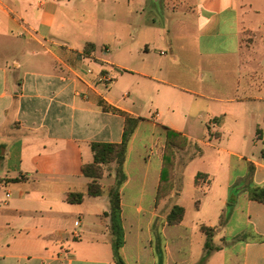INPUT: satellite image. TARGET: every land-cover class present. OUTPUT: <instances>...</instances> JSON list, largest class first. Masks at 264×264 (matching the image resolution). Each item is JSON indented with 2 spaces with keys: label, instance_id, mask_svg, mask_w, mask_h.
Returning <instances> with one entry per match:
<instances>
[{
  "label": "crops",
  "instance_id": "1",
  "mask_svg": "<svg viewBox=\"0 0 264 264\" xmlns=\"http://www.w3.org/2000/svg\"><path fill=\"white\" fill-rule=\"evenodd\" d=\"M72 11L95 16L93 36L67 30ZM123 112L146 118L121 188L127 263L157 262L152 227L171 203L185 215L162 227L165 264H264V203L248 192L251 171L264 184V0H0V264H117L108 192L67 195L87 190L92 142L123 140ZM166 127L189 142L157 204ZM219 178L242 190L218 224L203 223L220 246L204 260L203 224L172 199L187 179L195 190Z\"/></svg>",
  "mask_w": 264,
  "mask_h": 264
},
{
  "label": "trees",
  "instance_id": "2",
  "mask_svg": "<svg viewBox=\"0 0 264 264\" xmlns=\"http://www.w3.org/2000/svg\"><path fill=\"white\" fill-rule=\"evenodd\" d=\"M93 45V43H89ZM125 115V128L124 136L121 142H92L91 147L94 153L93 161L83 164V174L89 178L88 187L86 191H71L67 195L69 202L79 203L82 202L87 195H100L104 192H108L110 198V206L105 214L110 217V228L113 234V250L114 257L117 264H128L125 260L122 247L125 243V230L122 220V200H121V188L128 179V174L125 168V163L128 157L129 143L134 136L137 126L140 121L146 119L143 116H134L130 113L123 112ZM166 142L163 152V165L161 170L160 182L157 190L158 204L160 200L170 194L175 188L177 182V158L178 150L184 149L188 146V139L181 132L166 127ZM1 159V155H0ZM187 160L184 161V164ZM114 165V181L109 189H106V184L103 182L105 176L106 166ZM204 175L203 172L197 173V182L200 177ZM248 192L252 199L264 203V184L259 185L253 182L252 171L249 174ZM21 177L13 178L14 181L21 180ZM234 192L232 196H234ZM233 203V199L228 202L230 207ZM185 215V207L181 204H174L171 209L166 213L164 220L159 217L155 220L152 232L153 240L151 241L154 253L158 257L155 264H165V248H164V236L162 227L168 224L180 223ZM227 220V213H222L221 225ZM201 229L206 233L205 248L207 254L204 257L206 259L208 253L211 250L218 249L213 243V237L215 234V228L207 225H202Z\"/></svg>",
  "mask_w": 264,
  "mask_h": 264
},
{
  "label": "rangeland",
  "instance_id": "3",
  "mask_svg": "<svg viewBox=\"0 0 264 264\" xmlns=\"http://www.w3.org/2000/svg\"><path fill=\"white\" fill-rule=\"evenodd\" d=\"M86 12H77L72 11L70 14H68L67 18V26L69 32L75 36L80 37L82 36H93L95 34V26H93V23L95 20V16L92 14H88ZM85 14V15H84ZM88 23H90L88 25ZM166 48L164 47V50ZM151 131L148 130V126L145 127V129L142 131L140 138H141V144L144 143H150L148 140V136L151 135ZM159 136V130L155 132V137L157 138ZM150 146V144L148 145ZM149 150V149H148ZM233 161H235V158H233ZM112 171H113V165L110 164L106 166L105 176L102 179L105 184L110 187L113 183V177H112ZM242 172L241 167L239 164H233V170L232 174L240 173ZM222 175V174H221ZM86 181V178H85ZM85 185H82L80 188H85ZM191 187V186H190ZM186 191L184 193V196H182L181 199L173 198V203H178L184 201L187 208H188V221L190 223H194L196 226H200L201 224H218L220 217L219 214L222 212L224 208H226V212H229L230 207L226 202H229L232 200V193L239 194L242 190L240 187V184H237L233 187H229L223 180L216 179L214 184L212 186H202L197 187L195 190L189 189L188 186V179L186 181ZM172 203V204H173ZM171 203L167 204L161 211L166 213L170 210ZM137 204L130 203L129 198H126V211H136ZM144 206H148V204H144ZM235 225H232V228H234ZM202 235L199 228L197 229V232L194 233V243L197 245L199 237Z\"/></svg>",
  "mask_w": 264,
  "mask_h": 264
},
{
  "label": "built area",
  "instance_id": "4",
  "mask_svg": "<svg viewBox=\"0 0 264 264\" xmlns=\"http://www.w3.org/2000/svg\"><path fill=\"white\" fill-rule=\"evenodd\" d=\"M100 80L105 82L106 85H109L113 80V76H111L109 73H103L100 75Z\"/></svg>",
  "mask_w": 264,
  "mask_h": 264
}]
</instances>
